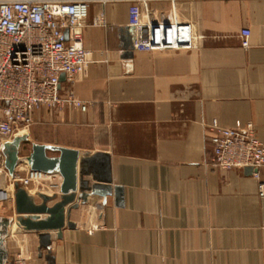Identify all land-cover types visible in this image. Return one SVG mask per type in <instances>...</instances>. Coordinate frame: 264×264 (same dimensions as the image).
I'll list each match as a JSON object with an SVG mask.
<instances>
[{"label":"crops","instance_id":"crops-1","mask_svg":"<svg viewBox=\"0 0 264 264\" xmlns=\"http://www.w3.org/2000/svg\"><path fill=\"white\" fill-rule=\"evenodd\" d=\"M128 1L90 2L82 29L90 62L74 81L60 84L86 109L41 106L25 130L29 142L109 153L112 187L122 188V199L90 194L70 212L74 228H63L60 238L53 233L50 247L41 251L38 234L13 223L6 238L9 259L264 264V198L258 187L264 166L218 167L206 127L213 119L224 126L252 122L264 142V0H148L143 21L173 12L202 38L194 47L134 50L126 59L125 42L133 37ZM99 13L105 24H92ZM243 28L250 31L247 47L239 37ZM23 146L26 155L30 143ZM27 169L18 162L11 174L5 155L0 188ZM26 189L51 194L59 187ZM13 214L14 201L0 204V215Z\"/></svg>","mask_w":264,"mask_h":264},{"label":"built area","instance_id":"built-area-1","mask_svg":"<svg viewBox=\"0 0 264 264\" xmlns=\"http://www.w3.org/2000/svg\"><path fill=\"white\" fill-rule=\"evenodd\" d=\"M92 0H0V169L6 144L27 130L35 109L50 110L77 107L85 103L71 92H61L60 75L72 82L90 62V52L82 44V29L89 18ZM148 0H129L128 24L133 30L134 50L194 47L202 35L193 32L188 23H178L173 12L143 21V7ZM202 1V0H201ZM104 25V15L92 19ZM67 31V34L65 33ZM250 31L243 28L242 46L249 45ZM212 149V161L220 168L242 169L264 166V142L255 133L252 122L236 121L232 126L213 119L206 126ZM256 178L258 172L254 173ZM15 181L24 187L31 184L58 189L57 174L27 169L14 174L9 185L0 188V204L14 201ZM264 198V181L259 182ZM12 264H29L18 258Z\"/></svg>","mask_w":264,"mask_h":264},{"label":"water","instance_id":"water-1","mask_svg":"<svg viewBox=\"0 0 264 264\" xmlns=\"http://www.w3.org/2000/svg\"><path fill=\"white\" fill-rule=\"evenodd\" d=\"M124 49L123 57L131 59L134 51L132 36L125 42ZM64 79L65 75L61 73L60 82ZM25 143H30V148L26 155H21ZM5 155L11 174L19 162L31 170L57 174L61 182L58 193L51 194L44 191L30 193L19 181L14 182V214L0 215V264H12L6 238L13 223L25 231L36 232L41 251L50 247L53 233L60 238L63 228H74L70 212L79 202L85 203L90 194L106 197L114 193L117 201L122 199V188L112 187L111 158L107 152L85 153L58 144L29 142L28 132H24L6 144ZM85 176H90L93 182Z\"/></svg>","mask_w":264,"mask_h":264},{"label":"rangeland","instance_id":"rangeland-1","mask_svg":"<svg viewBox=\"0 0 264 264\" xmlns=\"http://www.w3.org/2000/svg\"><path fill=\"white\" fill-rule=\"evenodd\" d=\"M27 147H23V150H21V155H25V153L27 152L26 150ZM6 202L2 203V204H5ZM1 204V205H2Z\"/></svg>","mask_w":264,"mask_h":264},{"label":"bare ground","instance_id":"bare-ground-1","mask_svg":"<svg viewBox=\"0 0 264 264\" xmlns=\"http://www.w3.org/2000/svg\"><path fill=\"white\" fill-rule=\"evenodd\" d=\"M24 132H26V131H24ZM24 132H21V133H19V134H17V135H20V134H22V133H24Z\"/></svg>","mask_w":264,"mask_h":264}]
</instances>
